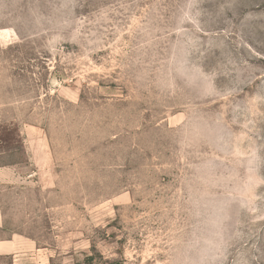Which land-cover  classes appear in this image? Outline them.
<instances>
[{
    "label": "rangeland",
    "instance_id": "1",
    "mask_svg": "<svg viewBox=\"0 0 264 264\" xmlns=\"http://www.w3.org/2000/svg\"><path fill=\"white\" fill-rule=\"evenodd\" d=\"M0 264H264V0H0Z\"/></svg>",
    "mask_w": 264,
    "mask_h": 264
},
{
    "label": "crops",
    "instance_id": "2",
    "mask_svg": "<svg viewBox=\"0 0 264 264\" xmlns=\"http://www.w3.org/2000/svg\"><path fill=\"white\" fill-rule=\"evenodd\" d=\"M2 225V215L0 214V226ZM4 245L0 243V254L3 253Z\"/></svg>",
    "mask_w": 264,
    "mask_h": 264
}]
</instances>
